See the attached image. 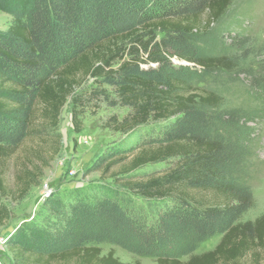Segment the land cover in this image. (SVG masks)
Here are the masks:
<instances>
[{
    "label": "trees",
    "instance_id": "1",
    "mask_svg": "<svg viewBox=\"0 0 264 264\" xmlns=\"http://www.w3.org/2000/svg\"><path fill=\"white\" fill-rule=\"evenodd\" d=\"M237 1L0 0V13L11 17L0 30L1 225L12 215L5 199H24L59 154L58 129L70 98L74 131L82 132L86 98L77 90L89 78L113 88V98L106 90L99 97L128 108L107 127L137 134L156 122L163 135L112 149L103 173L121 163L113 177L125 175L123 183L116 179L122 192L109 184L81 201L74 195L76 203L50 197L42 212H78L84 229L59 236L56 219L48 224L36 217L7 241L13 264H140L122 262L112 250L103 254L102 243L146 256H155L158 244L168 250L157 256L159 264H264V213L242 219L255 205L248 123L258 108L231 104L200 85L203 74L169 60L177 55L206 73L227 74L259 63L264 45L239 32H216ZM210 41L213 46L202 49ZM217 45L223 48L212 50ZM150 63L168 67H143ZM144 135L148 142L149 132L138 139ZM34 136L41 142L23 155L13 189L6 180L9 161ZM164 162L169 165L161 172L137 173ZM135 198L155 204L149 210ZM215 236L221 240L213 250L194 253Z\"/></svg>",
    "mask_w": 264,
    "mask_h": 264
},
{
    "label": "rangeland",
    "instance_id": "2",
    "mask_svg": "<svg viewBox=\"0 0 264 264\" xmlns=\"http://www.w3.org/2000/svg\"><path fill=\"white\" fill-rule=\"evenodd\" d=\"M11 17L7 13H0V30H5L10 24ZM219 34L221 30L227 32H239L242 35H249L255 39L258 45H264V0H238L229 10L223 21L216 28ZM222 35V34H221ZM213 42V41H212ZM211 41L209 44H204L202 49L208 50L214 43L219 40ZM223 47L217 45L212 50H219ZM264 51V49H262ZM264 57V56H263ZM262 59V58H261ZM171 65L174 68H184V70H197L199 74H203L205 81L200 85H205L208 88L212 87L223 93L228 101L235 106L255 107L258 112L253 119H250L248 125L251 127V140H248L251 148V175L253 193L255 196V205L243 216V220L255 219L264 213V58L257 61L253 67H246V71L227 74L224 72H204V70L192 62L179 58L177 55L170 59ZM167 62V61H165ZM168 67V63H150L144 64V68L149 67ZM202 76V77H203ZM106 90L112 98L114 97L113 88L109 85L101 87L94 82L93 78H89L84 85L77 90V94H83L86 98V106L81 115L83 130L81 133H75L73 124V102L69 99L63 109L58 133L61 136L59 154L50 162V165L45 168L44 175L38 185L33 186L29 194L22 200H14L12 198L5 199V204L11 210V218L4 224H0V264H13L12 255L7 247V241L14 232L22 225L31 222L32 219L39 220H55L53 226L57 229V235L67 236L70 230H83L84 218L78 212L65 210H57V214L53 215L48 211L42 212L45 202L56 194V198H60L66 203L75 200L74 195L79 193V200H84L83 195H90L102 185H111L122 192V189L116 184V179L119 182H124L125 175L114 178L115 171L119 170L120 164L114 167L109 173H103L107 162L111 159L112 149L129 146L133 143L140 145L155 142L157 138L163 139L162 133H159V124L151 122L139 129L138 133L149 132L150 140L145 141L146 135L138 139L137 134H123L114 131L107 127L108 121L113 116L123 117L128 108L121 105H110L108 100L99 97V94ZM100 91V92H98ZM105 97L106 95H102ZM42 129L41 127H36ZM154 137V138H152ZM40 137L34 136L26 140L25 146L20 148V151L15 154L9 161L6 171L7 183L16 189L18 184L15 180V175L18 170L24 167V154L32 146L40 143ZM50 154L48 153L47 156ZM168 163H158L147 166L145 169L138 171V174H143L146 171L159 170L160 172L168 168ZM105 176V177H104ZM108 178V179H105ZM17 193L16 190H14ZM124 192V191H123ZM55 198V199H56ZM73 198V199H71ZM138 205H143L151 210L154 202H146L140 199H134ZM54 204V202H53ZM59 206L55 202V207ZM61 220V221H60ZM48 224H52L50 221ZM56 224V225H55ZM221 236H215L197 247L194 253H202L213 250L220 242ZM103 249V254L113 251L115 257L126 263L140 262V264H159L157 256L168 253L161 250L156 244L155 256L140 255L131 249L113 244H100ZM181 251V248L180 250ZM181 259L187 257L181 253ZM250 262V258L246 260ZM264 262V261H263Z\"/></svg>",
    "mask_w": 264,
    "mask_h": 264
}]
</instances>
